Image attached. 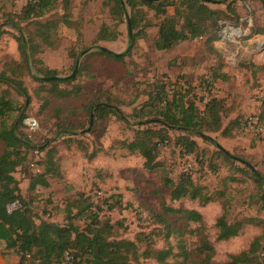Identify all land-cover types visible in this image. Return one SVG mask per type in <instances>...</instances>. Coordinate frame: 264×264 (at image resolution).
<instances>
[{
    "label": "rangeland",
    "instance_id": "rangeland-1",
    "mask_svg": "<svg viewBox=\"0 0 264 264\" xmlns=\"http://www.w3.org/2000/svg\"><path fill=\"white\" fill-rule=\"evenodd\" d=\"M27 2L28 0H0V71L11 68L14 66L13 61L20 60L15 41L17 33L11 28L8 18L17 17ZM105 2L107 0H72L69 13L59 8L49 14L50 20L58 22L57 28L49 32L50 45L43 44L41 39L37 41L40 45L37 59L40 65L56 70L58 77L65 78L71 75L75 67L74 61L68 58L71 49L81 52L91 49L83 56L81 52L78 54L81 57L76 75L82 60L96 52L98 46L105 47L112 53L129 55L122 63L107 61L100 56L87 58L83 65L86 69L76 81L84 88L82 95L72 100L58 102L52 100V107L60 105L65 112L71 111L72 108L78 109L85 100L92 98L96 91L110 88L125 103L119 107H122L126 114L132 112L128 105L131 104L129 100H133L135 102L132 104L133 107L136 106L140 110L138 115L146 113L144 119L148 120L151 115L155 116L156 110L150 107L142 108L148 100L147 93L150 92L153 102L155 97L161 99L163 96L160 87L165 84L166 98L171 100L174 85L182 84L184 88L188 87L191 90L192 100L202 111L205 102L195 95L194 87L209 80V85L215 91L213 97L222 99L226 103V111L225 109L222 111L223 125L226 126L229 121L238 123L228 132L229 137L220 134L221 132L210 133V136L219 147L253 165L264 176V121L257 122L253 130L246 126L247 118L252 116L257 118L260 114V106L264 101V70L258 69L264 67V36H259L260 40L257 44H252L248 40L255 24L264 26V9L254 2L245 3V0H235L233 6L241 16V21L237 26L232 25L236 21L231 19V14L222 20H226L227 25L239 29L240 32L224 30L226 24L222 25L220 36L225 31L232 41L224 40L219 41L221 44H215L214 48L218 50L216 54L209 49V45L196 40L182 42L173 50L165 52L156 51L152 47L156 32L153 27L146 28L143 35L139 34L131 48L126 17L116 27ZM211 7L225 10L223 5ZM142 11L146 14L145 20L148 24L153 25L157 22L154 12L146 8ZM169 12L172 13V10ZM64 16H67L72 25L77 23L79 26L74 29L64 26L61 20ZM127 16H130L128 10ZM144 23L145 21L141 22L140 29L144 27ZM102 24H106L118 34L116 41L94 44L95 36ZM137 31H132V37ZM32 32L33 28H29L23 36L27 37ZM247 62L255 64L254 67L242 66ZM29 68L30 74L37 76L30 62ZM222 72L228 74L227 81L216 79L217 74ZM23 80L30 94V105L22 131L34 144H38L47 137V131L51 129L50 124H53V121L45 124L46 117L52 114V108L49 106L45 111H41L42 98L47 97V94L39 92L37 95L36 91L41 88L40 84L32 81L30 77L25 76ZM45 88H48V85ZM9 94L17 104L23 103L22 98L16 96L13 91ZM90 115L91 113L89 115L87 113L84 116L86 120L84 130L88 128ZM28 121L35 123V129L30 128ZM135 122L136 119L133 118L125 123L114 117L93 121L83 140L88 144L89 150L100 146L105 148V151L99 153L91 163L86 162L84 154L75 146L77 151L74 153L62 151L65 155L62 166L66 174L59 180L55 179L48 188L37 187L29 191L30 177L38 168L41 169L39 164L44 161V153H29L26 164L15 173L20 182L22 195L25 198H37L33 200L32 207L38 209L40 213L46 210L58 225L64 223L62 209L66 202L72 201V204L78 202L81 207L82 198H79V193L91 196L93 203L100 206V211L107 206L108 210L103 211L102 214L115 224L110 233L111 238L122 237L135 241L139 234L147 236L139 238V243H136V254L128 256L129 264H158L156 253L167 251L171 252L166 258L167 264H182L184 258H187V262H191L196 259L204 237L214 249L209 264H225L229 256L247 251L254 239L260 236L263 237L260 244L264 247V210L261 209L259 197L256 195V184L252 181L245 165L224 159L216 153L214 146L196 138L200 151L189 156L194 170L191 176L196 184L204 188L213 202L206 205L187 199L170 202L168 189L161 184V178L165 173L173 180H177L182 175L183 153L186 151L184 149L180 151L173 143L166 145L158 150L157 161L162 167L154 173L144 171L143 160L140 157L128 156L124 150L116 147L117 141L132 138L133 130L136 129ZM151 127L156 126L151 125ZM2 147L3 144L0 142V153ZM46 199L53 206L41 203ZM104 200L107 201L106 204H103ZM222 203L226 208L228 223L249 220L238 236L227 241L216 240L218 229L215 223L222 213ZM164 205L175 209L197 210L202 215L203 224L177 220L175 214L164 212L162 209ZM157 215L166 218L174 228H177V231L169 234L166 226L158 223L155 217ZM74 223L81 229L89 222L83 215ZM155 228H159L158 233L153 232ZM18 254L17 250L6 249L5 244L2 243L0 264L18 263ZM25 264L30 263L27 261Z\"/></svg>",
    "mask_w": 264,
    "mask_h": 264
},
{
    "label": "trees",
    "instance_id": "trees-1",
    "mask_svg": "<svg viewBox=\"0 0 264 264\" xmlns=\"http://www.w3.org/2000/svg\"><path fill=\"white\" fill-rule=\"evenodd\" d=\"M246 2H254L264 9V0H245ZM71 3L72 0H28L17 17L8 18L11 28L17 33L15 41L20 60L19 62L13 61L14 66L11 68L0 71V142L3 144L0 153V245L3 243L6 249L18 251L19 261L15 264H25L27 261L30 264H61L66 252L73 256L74 264H129L128 256L136 254V243H139V238L147 237L139 234L135 241L122 237L111 238L110 233L115 224H112L108 218H99L92 210V197L84 193L78 194L79 198H82L80 199L81 207L78 202L73 204L72 201L64 202L65 206L62 209L65 217L64 223L59 225L52 220V216L46 210H42L40 213L38 209L32 207L33 200L37 198H25L22 195L20 182L15 173L26 164L29 153H44V161L39 164L41 169L38 168L29 180L28 189L32 191L37 187L48 188L55 179L59 180L64 176L61 167L65 155L62 154V151H77L75 146L84 154L82 156L88 162L105 151L98 146L97 149L89 150L88 144L83 140V136L88 132L79 133L81 130L84 131L86 123L84 116L87 113L88 115L93 114L95 122L113 117L125 123H128L131 118L136 119V129L133 130L132 138L117 141L116 147L119 150H124L128 156L140 157L143 160L142 168L148 173H154L162 167L157 161L158 150L166 145L173 143L180 151L184 149L188 156L200 151L196 138L214 146L217 150L216 153L224 159L234 163L239 162L249 170L250 177L257 187L256 195L259 197L261 209L264 210V176L253 165L232 156L228 151L219 147L214 138L210 136V133L221 132L220 134L229 137L230 133L228 132L238 124L235 121H229L226 126L223 125L222 111L224 109L226 111V103L222 99H211L204 104L203 110L200 111L192 100L191 90L188 87L184 88L182 84L174 85L170 100L168 97L166 98L165 84H162L160 88L163 97L161 99L155 97L153 102L150 92L147 93L148 100L142 108L150 107L156 110L155 116L151 115L148 120L144 119L147 116L146 113L138 115L140 110L136 106L133 107L132 104H135L133 100H129L131 104L128 105L132 112L126 114L122 107H119L125 103L110 88L96 91V94L85 100L78 109L72 108L71 111L65 112L60 105L52 107V100L55 102L72 100L82 95L84 88L76 81L82 71L86 69L83 65L87 58L100 56L107 61L122 63L129 55L122 53L115 56L113 53L99 50L101 46H98L96 52L87 55L82 60L79 72L74 79L42 80V78L55 77L58 73L45 65H40L36 56L40 53V45L37 41L41 39L43 44L50 45L49 32L57 28L58 22L50 20L51 15L49 14L59 8L69 13ZM234 3L235 0H210V2L203 0H156L154 2L107 0L105 5L109 7L108 12L116 27L124 21L125 17L127 21V10L130 14L132 31L140 29L141 22L145 21L144 27L129 39L131 48L139 34L143 35L146 28L153 27L156 32L152 40V47L156 51H171L182 42L196 40L209 45V49L216 54L218 50L214 48L213 43L219 39L222 25L227 24L226 20L222 19L231 14V19L236 21L232 25L237 26L241 21V16L237 14L233 6ZM214 5H223L225 10L214 9L211 7ZM143 8L154 12L157 19L155 24L146 22ZM170 10L172 13L169 12ZM61 20L62 24L68 28L74 29L79 26L77 23L72 25L67 16ZM29 28H33L32 34L29 33L27 37L23 36ZM251 36H264V26L255 24L249 34V37ZM117 38L116 32L106 24H102L95 36L94 44L102 41H116ZM80 52L81 50L71 49L68 58L72 59L75 64V61L81 57L78 55ZM29 62L36 75L40 77L30 74ZM254 65L247 62L242 66L254 67ZM258 69L264 70V67ZM25 76L40 84L41 88L36 91L37 95L39 92L47 94V97L42 98L41 111H45L49 106L52 108V114L46 117L45 124L50 121H53V124H50L51 129L47 131V137L38 144H34L30 137L22 131L30 105V94L23 80ZM216 79L227 81L228 74L219 73ZM209 82L206 80L205 84L209 85ZM46 85L48 88H45ZM11 91L22 98L21 105L11 99L9 94ZM260 107V114L257 115L258 123L264 121V101ZM151 125L156 127H151ZM174 134L176 135L174 136ZM161 184L168 189L170 202L184 199L198 201L201 205L213 202V199L205 193L204 188L193 181L192 176L182 174L177 180H173L165 173L161 178ZM48 199L41 203L52 205ZM221 208L222 213L215 223L218 229L216 240L227 241L238 236L244 224L249 220L243 219L230 224L227 221L224 203L221 204ZM162 209L165 213L175 214L177 220H182L184 223L203 224L202 215L197 210L175 209L165 205L162 206ZM83 215L89 223L80 229L74 222ZM155 217L159 224L166 226L169 234L177 231V228H174L166 218L160 215ZM157 230L159 228H155L153 232L155 233ZM262 239V236L254 239L247 251L229 256L225 264H251L254 262L264 264V258L259 255L264 249L260 244ZM170 253V251L157 252V263L167 264L166 258ZM213 255L214 249L208 239L204 237L196 259L187 262V258H184L182 264H209ZM184 256L186 257V253Z\"/></svg>",
    "mask_w": 264,
    "mask_h": 264
},
{
    "label": "built area",
    "instance_id": "built-area-1",
    "mask_svg": "<svg viewBox=\"0 0 264 264\" xmlns=\"http://www.w3.org/2000/svg\"><path fill=\"white\" fill-rule=\"evenodd\" d=\"M225 25V24H224ZM224 30H228L230 32H234V31H238L240 32L239 29H236L234 27H231L229 25L226 24ZM219 38H220V42H223L224 40H228V41H232L230 37V35L227 33V32H223L222 35L220 36L219 34ZM194 92H195V95L199 96V99L201 98L203 102L207 103L209 102L211 99H213L214 97V88L211 87L210 85L208 84H205L203 83L202 85H196L194 87ZM257 124V118L252 116V117H249L246 119V126L250 129L253 130L254 126ZM28 125L30 126V128L33 130L35 129V123L33 121H28ZM183 159H184V162L182 163V174L184 175H188V176H191L193 175L194 173V170H193V166L191 164V160H190V157L186 154V153H183ZM106 202H104L103 204H106ZM92 210L94 211V213L97 214V216L99 218H107L106 216H104L102 214L103 211L105 210H108L107 209V206H104L103 208V211L101 210L100 211V206H96V204L93 203V206H92ZM100 211V212H99ZM260 257L261 258H264V249L260 252ZM61 264H74V259H73V256H71L70 254H68L67 252L64 254V258H63V261L61 262Z\"/></svg>",
    "mask_w": 264,
    "mask_h": 264
},
{
    "label": "water",
    "instance_id": "water-1",
    "mask_svg": "<svg viewBox=\"0 0 264 264\" xmlns=\"http://www.w3.org/2000/svg\"><path fill=\"white\" fill-rule=\"evenodd\" d=\"M147 1H148V2H154V1H156V0H147ZM203 1H204V2H210V0H203ZM127 29H128V37H129V39H130V38H132V30H131V24H130V18H129V16H127ZM99 50L112 53L110 50H108V49L105 48V47H99ZM90 51H91V49H90V50L83 51V52L81 53V56L87 54V53L90 52ZM113 54H114L115 56H119V55H120V54H118V53H113ZM121 54H122V53H121ZM79 62H80L79 60L76 61L73 72L71 73L70 76H67V77H65V78H67V79H74V78H75L76 73H77V71H78ZM55 79H62V78H60V77H58V76L51 77V78H42V80H44V81L55 80ZM92 123H93V114H91V116H90V122H89L88 128H87L86 130H84V131H81L80 133L88 132V131L90 130L91 126H92Z\"/></svg>",
    "mask_w": 264,
    "mask_h": 264
},
{
    "label": "crops",
    "instance_id": "crops-1",
    "mask_svg": "<svg viewBox=\"0 0 264 264\" xmlns=\"http://www.w3.org/2000/svg\"><path fill=\"white\" fill-rule=\"evenodd\" d=\"M251 39H252V40H251ZM248 40H249L252 44H257V42L260 40V38H259V36L256 37V38L251 36L250 38H248ZM218 43H220L219 40H216V41L213 43V46H214L215 44H218ZM220 44H221V43H220ZM220 44H219V45H220ZM215 46H216V45H215ZM215 46H214V47H215ZM99 148H101V149H105V148H102V147H100V146H99ZM73 153H74V152H73ZM98 156H99V154H98L96 157H94V159H92L90 162H88L87 160H86V162H87V163H91V162H93ZM84 159H85V158H84ZM64 160H65V159H64ZM64 160H63V161H64ZM63 161H62V163H63ZM61 169H62V171H63V173H64V175H65L66 173H65V171L63 170V166L61 167ZM51 184H52V183H51Z\"/></svg>",
    "mask_w": 264,
    "mask_h": 264
}]
</instances>
